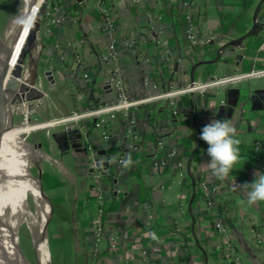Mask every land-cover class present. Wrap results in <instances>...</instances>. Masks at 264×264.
I'll return each mask as SVG.
<instances>
[{"label": "crops", "instance_id": "1", "mask_svg": "<svg viewBox=\"0 0 264 264\" xmlns=\"http://www.w3.org/2000/svg\"><path fill=\"white\" fill-rule=\"evenodd\" d=\"M47 9L36 57L47 91L33 103L58 115L44 127H79L87 148L61 153L53 140L47 153L65 170L41 162V178L48 176L44 190L57 211L56 234L71 240L74 264H228L227 241L244 261L264 264V240L256 236L260 231L264 239V201L250 204L245 198V184L264 172L258 165L264 160V119L241 98L228 122L236 128L244 161L227 180L207 166L201 138L229 88L248 93L264 84V0H193L189 8L183 0H51ZM158 25L162 32H156ZM190 27L195 42L188 39ZM112 43L120 58L107 63ZM112 68L119 69L133 100L187 82L240 77L202 94L175 93L115 110L108 114L105 139L95 110L116 99L107 83ZM202 97L208 105L200 104ZM129 155L133 164L124 168L120 161ZM95 158L109 163L100 177L91 166ZM158 159L160 168L154 165ZM95 184L104 196L97 252ZM217 219L226 223V234L214 227ZM109 235L117 236L115 249Z\"/></svg>", "mask_w": 264, "mask_h": 264}, {"label": "bare ground", "instance_id": "2", "mask_svg": "<svg viewBox=\"0 0 264 264\" xmlns=\"http://www.w3.org/2000/svg\"><path fill=\"white\" fill-rule=\"evenodd\" d=\"M23 1L22 18L26 21L28 41L34 33L38 15L35 20L31 0ZM29 51L34 65L39 52L38 45H30ZM9 57V47L0 37V264H31L19 244L18 232L23 224L35 233L37 263L52 264L46 240L47 223L51 217L49 198L42 189L40 178L32 174L30 162L36 163L39 173L40 164L44 161L56 164L61 170L65 168L47 152L29 143L21 131L15 130L12 114L16 104H10L7 97L3 100L8 88L4 65ZM34 76L33 69L29 67L23 73V83L32 84ZM29 198L33 201V207Z\"/></svg>", "mask_w": 264, "mask_h": 264}, {"label": "rangeland", "instance_id": "3", "mask_svg": "<svg viewBox=\"0 0 264 264\" xmlns=\"http://www.w3.org/2000/svg\"><path fill=\"white\" fill-rule=\"evenodd\" d=\"M31 9L34 14L35 20L37 15L39 18L36 22L34 33L31 36L32 42L30 45H38L40 42L41 35V24L43 22V17L48 16L49 9H47L48 3L51 0H31ZM24 7L23 0H0V37L1 40L9 47L10 57L4 65L6 71V78L10 81L9 90H7V99L10 104H16V108L12 114L13 125L15 130L21 131L25 135V139L32 145L37 146L38 143L41 144L38 147L42 152H48L52 149L50 147V142H53L52 133L53 130L60 129L62 126L55 124L50 127H44L45 125H50L49 122H55L56 114L55 110H49L47 107L38 108L36 102H28L26 100L19 101L18 96L20 95V85L23 82L22 77L25 70L31 67L35 74L34 80L32 82L33 87L40 88L43 92L47 91V81L44 80L42 72H40L38 66V58L35 59L34 65H32L31 52H25L22 62H19V55L24 47H27L28 41L26 36V21L22 18V11ZM19 71V72H18ZM18 72V75L14 73ZM255 71H249L247 74H253ZM259 72V71H258ZM209 80V79H208ZM206 80V81H208ZM218 80V77H213L211 81ZM204 81V82H206ZM194 83V84H193ZM199 82H187L183 85L175 86L172 91H187L190 93L192 91L193 85ZM234 81L231 83L233 84ZM215 85L209 87L212 88ZM209 88H206L208 90ZM205 90V91H206ZM3 106V100L1 101ZM55 118V119H52ZM52 151V150H51ZM55 157V156H53ZM39 159V158H38ZM37 159V162L39 160ZM42 167V165L40 164ZM30 170L34 176L40 178L42 189H46L48 176L44 172L41 178V173L38 172L36 163L30 162ZM45 191V190H44ZM47 194V193H46ZM48 196V195H47ZM49 198V197H48ZM30 205L33 207V201L29 198ZM50 215L47 228V243L50 252V259L52 264H74L72 261L71 250V240L56 234V212L55 207L52 204L50 198ZM31 231V232H30ZM19 244L25 257L31 264H38L36 259V253L34 250L35 244V233L26 225L23 224L18 232ZM72 249H74L72 247Z\"/></svg>", "mask_w": 264, "mask_h": 264}, {"label": "built area", "instance_id": "4", "mask_svg": "<svg viewBox=\"0 0 264 264\" xmlns=\"http://www.w3.org/2000/svg\"><path fill=\"white\" fill-rule=\"evenodd\" d=\"M192 3H193V0H183V5L186 8H189L192 5ZM104 9L107 11V14H109V16H110L109 10H107L106 8H104ZM52 22L55 23V22H57V20L53 19ZM112 27L114 28L113 25H112ZM156 32L157 33L162 32L161 25L157 26ZM187 36H188V39L190 41L195 42V40H196L195 34H194V31L191 27L187 29ZM263 36H264V34H263ZM126 44H129V42H126ZM119 58H120V53L118 52L116 45L114 43L110 44L109 49H108V53L105 56V60L107 61V63H112V62L114 63V62H117L119 60ZM169 66L172 67V63L169 62ZM108 73H109V75L107 77V83L115 91L116 99L113 102H111L110 104L105 105V106H101L97 110H95V112L100 115V117L96 121V127L98 129H100L102 136L105 139H108L109 135H110L109 127H110V123H111V118H110V115H108L109 113H112L113 111L118 110V109H127L131 105H134L138 102H143V101H146L149 99L163 98V97H168V96L171 97V95H173L175 93H187V91H185V90H183V91H172V92L167 91V92L158 93V94L148 93V94L142 96L141 98H139L137 100H133L127 94L124 82L120 76L119 69L118 68L109 69ZM239 77L240 76L232 75V76L224 77L222 79H218L215 81L214 80L211 81L212 78H209V80L206 82L195 83V85H193V87H192L191 92H198V93L202 94L203 92H205L206 88H209V87L215 85L216 83H219V82L230 83V82H233L234 80L238 79ZM157 87L158 86L156 84H154V88H157ZM209 102H210V100H208L206 98L204 99L203 97L200 100V104L202 106L208 105ZM225 102L226 101L223 100L222 103H225ZM213 119H218L217 115L213 116ZM159 144H161V143H159ZM207 147H208V145H207ZM89 148L92 149L90 146H89ZM258 162H259L258 165L264 166V160L263 159L259 158ZM96 163H97V160L95 158L92 161V165H91L92 169L95 172L94 175L96 177H100L101 175L106 174L107 170L106 169L103 170L102 168L98 167ZM154 165L156 168H160L163 165V162L158 159L155 161ZM178 166L182 169H185L187 166L186 161L180 160L178 162ZM92 194H93V196H94V198L98 204L97 221H96V228L98 231V234L96 237V252H97V251H99V245H100V241L102 238V232H103L104 196H103V192L100 190V188L97 186V184H95L93 186ZM209 204L211 205L212 203L209 202ZM214 227L221 233L226 234L228 232L227 225L222 219H217L214 222ZM256 236H257L258 242H262L264 240L263 234L260 231L256 232ZM108 239H109L111 248L115 249L117 236L116 235H109ZM227 249H228L229 255H230L228 264H251L250 262L244 261L241 254L238 252L236 246L232 242L227 241Z\"/></svg>", "mask_w": 264, "mask_h": 264}, {"label": "clouds", "instance_id": "5", "mask_svg": "<svg viewBox=\"0 0 264 264\" xmlns=\"http://www.w3.org/2000/svg\"><path fill=\"white\" fill-rule=\"evenodd\" d=\"M201 138L208 145L206 151L210 161L207 166L218 179L227 180L233 170L244 161L239 147L241 141L236 136V128L227 120L213 119L203 127ZM111 159L114 160L115 157ZM120 163L122 167L127 168L133 164V161L129 155ZM245 185L248 186L245 197L248 203L264 201V172L257 171L255 179Z\"/></svg>", "mask_w": 264, "mask_h": 264}, {"label": "water", "instance_id": "6", "mask_svg": "<svg viewBox=\"0 0 264 264\" xmlns=\"http://www.w3.org/2000/svg\"><path fill=\"white\" fill-rule=\"evenodd\" d=\"M31 42H32V38L29 37L27 47H24L19 55L20 63L22 62L25 52L29 51ZM237 58H240V56H238ZM18 72L17 73L15 72L14 75L16 74L18 75ZM45 74L48 77V79H52L50 71H47ZM9 85H10V81L7 82V87H8L7 90H9ZM19 89H20V95L18 96L19 101L26 100L28 102H33L44 97L45 95L40 88L33 87L31 84L28 83L22 82ZM6 97L7 95L3 96V100H5ZM227 97L228 98L226 102L221 103L216 108V115L218 119L227 120V121L233 120L235 109L238 107L241 98H243L248 102L250 101L253 109L258 111L261 114L260 117L264 119V84L262 87L255 88L248 93H243L239 88L231 87L227 91ZM193 107H194V102L192 101L191 107H189V109H192ZM82 137L83 136L81 129L79 127H74V126L68 127L67 129H61L52 133V138L55 141L61 153H68L70 149H74L79 152L85 151L87 148L83 145ZM37 146L40 147L41 144L38 143ZM101 153L105 154V151H102ZM96 160H97L96 164L100 168L107 167L109 164L108 161H101L98 158ZM45 195H47L46 192Z\"/></svg>", "mask_w": 264, "mask_h": 264}, {"label": "trees", "instance_id": "7", "mask_svg": "<svg viewBox=\"0 0 264 264\" xmlns=\"http://www.w3.org/2000/svg\"><path fill=\"white\" fill-rule=\"evenodd\" d=\"M240 147V146H239ZM251 150V154H252V156H254V158H253V162H256L257 161V156H256V152H255V150L253 149V148H251L250 149Z\"/></svg>", "mask_w": 264, "mask_h": 264}]
</instances>
